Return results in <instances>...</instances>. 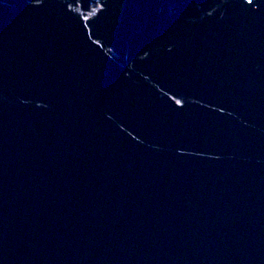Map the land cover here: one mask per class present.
<instances>
[{"label": "water", "instance_id": "water-1", "mask_svg": "<svg viewBox=\"0 0 264 264\" xmlns=\"http://www.w3.org/2000/svg\"><path fill=\"white\" fill-rule=\"evenodd\" d=\"M0 264H264V0H0Z\"/></svg>", "mask_w": 264, "mask_h": 264}]
</instances>
